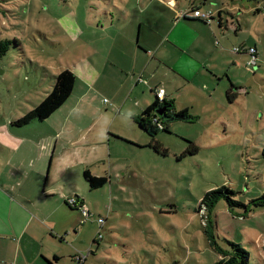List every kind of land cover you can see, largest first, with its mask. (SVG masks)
Here are the masks:
<instances>
[{"label": "rangeland", "instance_id": "rangeland-1", "mask_svg": "<svg viewBox=\"0 0 264 264\" xmlns=\"http://www.w3.org/2000/svg\"><path fill=\"white\" fill-rule=\"evenodd\" d=\"M172 1L0 0V39L12 41L0 57V191L24 181L32 161L43 173L42 191L57 173L49 170L51 160L87 152L88 139L104 127L145 143L149 136L128 114L136 100L142 108L155 97L148 88L154 82L173 99L174 110L191 117L157 133L167 155L122 142L96 163L108 176L103 186L90 189L81 174L75 194L88 216L67 214L77 218L80 233L60 234L65 242L53 264H212L219 255L210 241L226 247L228 240L248 252L247 264H264V206L244 213L230 209L223 196L201 203L222 185L244 204L264 194V0H206L201 9H219L228 20L219 27L215 15L211 32L205 23L181 20L195 0ZM139 18L142 32L161 36L142 80L129 69L138 67ZM127 35L132 48L125 54ZM242 46L255 48V64L247 63L246 52H232ZM65 68L75 74L67 99L43 120L14 125ZM230 84L233 101L226 96ZM142 90L149 99H139ZM58 130L67 138L64 155L53 150ZM186 140L198 150L180 157ZM34 177L22 186L36 184ZM57 199L64 203L58 195L51 200ZM3 205L0 199V213Z\"/></svg>", "mask_w": 264, "mask_h": 264}, {"label": "crops", "instance_id": "crops-1", "mask_svg": "<svg viewBox=\"0 0 264 264\" xmlns=\"http://www.w3.org/2000/svg\"><path fill=\"white\" fill-rule=\"evenodd\" d=\"M200 2H203V4H200ZM204 4V0H195L194 2L190 3L189 7H186V10L191 6H198L202 12H205V10L201 9V6ZM215 15L217 16V22H221V25L218 23L219 27L224 26V23L228 25L227 18L220 14L219 9H213L212 19L204 21L202 18H195L193 20L205 23L206 27L211 32L212 27L210 26L212 20L215 19ZM141 25L142 20L139 18V44L137 47L138 53H134V55L138 54V67L133 64L132 67L129 68L132 71L131 75H134L135 71H138V78L142 77L141 73H147L149 68L148 66L152 61L149 60L151 57L149 58L148 56L151 55L152 50L161 49V47L159 48L161 37L160 34L152 31V29L142 32ZM233 27L235 31L240 28L237 20L236 25ZM124 37L125 41H123L121 47L124 49L126 54L129 49L131 50L132 44L131 37L129 35ZM156 54L157 52L155 55ZM111 64L118 66L119 62L117 61ZM125 75L128 76L126 72ZM150 80L151 79L149 78L147 80L143 79V82L148 84V81ZM138 81L139 80L136 79V82ZM157 87L164 90L163 98L166 101H171L173 105V99L170 98L169 94L161 84L154 82L153 84L148 85L151 94L154 93L152 90H155ZM175 88H177V86ZM144 92L145 91L142 90L137 95L141 101H143L144 98L149 99L148 95L143 94ZM153 100L154 98L148 100L147 103L144 102V106H142V108L140 106V102L136 100L133 111L128 115L133 118V120H135L140 115L143 108L149 105ZM181 110H174L173 106V113L179 112ZM109 131H112L116 135L120 134L119 136L122 134V132H116L110 127H104L102 131L98 132L97 137L88 139V146L91 147L87 149V152L78 153L76 154L78 156L74 155L69 159H50L51 162L49 165V170L52 167L55 171L57 170V173L52 177H48L47 174L46 178L48 177V179L46 180L42 191H40V188H38L40 186H37V184H41L43 173L41 170H39V167L38 170L33 168L34 161H32L31 168L25 174V180L30 175L35 176L34 180L36 181V184L31 187H23L22 185L25 181L24 180L22 182H16V185H11V189H6L4 186H2V190L0 191V199L4 204V207L0 213V264H48L45 259L49 260L51 264H53L51 258L59 256L58 244L60 241H63V236L71 232L75 237L78 236L80 229H77V225L79 224L77 222V218L67 215L74 212V210H70L65 207L63 202L61 205V202L58 199L57 202L54 201V203L51 199L56 195L62 199L61 201L68 200L71 197H79L75 194L77 191L75 189V183L77 179L81 177V174L83 176V171L87 167L92 174L96 176L102 175L100 174L101 172L94 169L95 167L99 168L96 163L101 162L106 157L110 156L115 150V144L121 145L120 143H122L121 141L109 138ZM106 134L108 138L106 137ZM52 137L54 152L57 153V151H59V155H64L67 151V138L65 137L64 131L61 132V130H58L52 135ZM129 140L131 142L137 143L140 147L147 143V141H145V143H141L138 142V140L132 138ZM68 168L70 169L69 177L66 175ZM67 183L71 184V188L68 189ZM78 201L81 202L79 199ZM81 205L83 206V204ZM61 233L64 235H60ZM94 241L95 238L92 240V243Z\"/></svg>", "mask_w": 264, "mask_h": 264}, {"label": "trees", "instance_id": "trees-1", "mask_svg": "<svg viewBox=\"0 0 264 264\" xmlns=\"http://www.w3.org/2000/svg\"><path fill=\"white\" fill-rule=\"evenodd\" d=\"M206 0H204L205 2ZM200 4H203V2H200ZM201 11L198 6H191L190 10L183 11L181 18L183 20H193L194 17L193 11ZM256 11H260V8L257 7L255 9ZM191 14V16H190ZM212 16L203 19L204 21H207L208 19H212ZM219 25H221V22L218 21ZM14 42L16 43V39H14ZM12 43L9 39H0V57H2L6 51L7 48ZM14 43V44H15ZM16 45V44H15ZM235 53V52H234ZM75 82V74L74 72L69 69L65 68L61 70L59 73L55 75L54 82L52 85V89L49 90L44 97L41 99L39 103L34 105L31 109H29L27 112H25L21 117L17 118L13 124L17 126H21L24 124H27L32 119H39L43 120L46 117H48L50 114H52L70 95L73 85ZM158 88V87H157ZM156 88V89H157ZM234 88L233 84H230V86L226 89V96L229 101H233V98L236 96V92H232ZM155 94L154 100L143 108L140 115L135 119V123L141 129L144 131L148 136L149 140H147V143L143 146H147L151 148L155 153L161 154V155H167V148L163 146V144L157 139L156 135L159 131H168L169 130V124L168 122L163 121L159 115L156 113V109L161 108L162 106H165V112L169 115L173 113V105L171 101H166L164 98L160 99L156 96L155 90H152ZM179 112L187 113V110H181ZM109 138H113L117 141L125 142L129 145H133L136 148L140 147L137 143L131 142L128 139H125L119 135L108 133ZM188 143L187 147L183 149V151L180 153V157L185 156L187 154H194L198 150V146L191 140H186ZM262 152H264L262 150ZM179 158V157H178ZM83 178L84 181L87 183L90 189L98 188L103 186L108 181L107 175H100L96 176L90 172V170L87 168L83 171ZM235 192L227 188L225 186L216 187L213 190H210L204 194V196L201 199L202 204H207L214 202L218 197L223 196L226 199L227 205L230 209L233 207H241L243 208L244 213L248 212L252 207L251 206H264V194H262L259 197L253 198L250 200L249 204H244L234 198H232V194ZM76 199H79V197H75ZM82 204V200H80ZM64 203L71 209V210H80V207L77 206H71L68 204L67 200H64ZM250 206V207H249ZM212 245L214 246V249L217 251L218 260L215 263L212 264H247L248 262V252L244 249V247L240 243H236L233 241H226L227 246L221 247L217 243L210 241ZM92 250H89V253ZM73 260V256H70ZM58 257H54L53 260H57ZM80 260L79 258H77ZM45 261L48 264H51L49 260Z\"/></svg>", "mask_w": 264, "mask_h": 264}, {"label": "built area", "instance_id": "built-area-1", "mask_svg": "<svg viewBox=\"0 0 264 264\" xmlns=\"http://www.w3.org/2000/svg\"><path fill=\"white\" fill-rule=\"evenodd\" d=\"M183 13L181 12L180 16L182 15ZM212 12L211 11H205V12H202V11H193V16L194 17H199V18H202V19H206L210 16H212ZM209 20V19H208ZM233 52H239V51H245L248 55H249V60L247 61L248 64H255V61H256V54H255V48L253 46H249V47H233L232 49ZM155 93H156V96L160 99L163 98L164 96V90L162 88H157L155 89ZM106 99H104L105 101ZM68 204H70L71 206H77V207H80V211L84 213L85 216H88V211L87 209H85L81 203L78 201V199H76L75 197H71L67 200ZM99 221L102 222L103 220L99 218ZM79 258V257H77ZM80 259V258H79ZM81 260V259H80Z\"/></svg>", "mask_w": 264, "mask_h": 264}, {"label": "water", "instance_id": "water-1", "mask_svg": "<svg viewBox=\"0 0 264 264\" xmlns=\"http://www.w3.org/2000/svg\"><path fill=\"white\" fill-rule=\"evenodd\" d=\"M166 107L162 106L161 108L156 109V113L159 115V117L165 121V122H170L173 120H189L191 117L185 113L182 112H174L171 114H167L165 112Z\"/></svg>", "mask_w": 264, "mask_h": 264}]
</instances>
